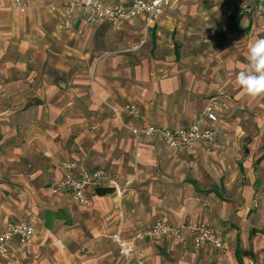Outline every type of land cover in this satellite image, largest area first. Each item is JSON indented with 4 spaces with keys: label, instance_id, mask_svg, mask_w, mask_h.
<instances>
[{
    "label": "crops",
    "instance_id": "obj_1",
    "mask_svg": "<svg viewBox=\"0 0 264 264\" xmlns=\"http://www.w3.org/2000/svg\"><path fill=\"white\" fill-rule=\"evenodd\" d=\"M21 1L24 7L0 0V232L10 222L43 220L28 264L122 261L112 240L120 229L113 197L96 194L98 187L113 186L104 182L96 187L84 206L58 196L53 187L65 173L58 169L62 161L107 169L118 175L120 186L132 181L122 200L121 232L144 254L142 264L162 263L161 256L194 248L189 240L151 238L157 220L174 226L205 222L223 231L199 217L204 204L219 215L227 203L220 189L228 184L221 181L219 163L236 153L225 133L227 124L221 118L214 124L220 147L210 156L200 146L176 151L161 140L137 139L126 126L132 123L129 116L118 117L111 108L136 104L145 119L137 121L141 127H184L213 98L236 107L235 101L247 95L235 77L248 63V45L264 38V27L257 26L261 20L234 5L224 30L228 40L216 47L223 51L218 62L207 57L213 34L220 36L218 29L208 31L217 7L205 9L199 0L176 1L149 30L145 16L115 28L107 22L89 25L75 15L66 28L69 0ZM102 1L111 7L130 4ZM239 169L245 178L244 166ZM148 198L160 207L148 211ZM48 211L66 212L71 220L58 221L49 231L44 227ZM160 213L167 217L152 221ZM143 214L148 220H135L134 215ZM140 234L143 239H137ZM251 239L236 231L226 258L249 264L252 245L257 264H264V235Z\"/></svg>",
    "mask_w": 264,
    "mask_h": 264
},
{
    "label": "built area",
    "instance_id": "obj_2",
    "mask_svg": "<svg viewBox=\"0 0 264 264\" xmlns=\"http://www.w3.org/2000/svg\"><path fill=\"white\" fill-rule=\"evenodd\" d=\"M176 1L180 0H130L127 6L111 7L102 0H69L64 27H70L71 19L75 15L81 16L89 25L107 22L115 28H122L134 18L145 16L146 29L149 30ZM15 4L24 7L21 0H15ZM259 9L264 12V0H260ZM225 106L220 99H211L194 121L184 127L151 124L138 126L137 121L145 122V119L136 104L127 105L121 110L111 109L118 117L124 112L129 116L132 123L126 126L137 139L161 140L168 148L176 151H193L200 146L207 152H214L220 147V137L214 124L220 120ZM58 169L65 173L55 183L53 192L58 196L66 195L72 202L83 206L89 203L90 194L96 187L104 182L115 183L104 168L90 170L75 162L62 161ZM117 193L122 195L120 190ZM42 222L38 218L28 222L8 223L0 232V259L7 260L9 264H25L30 259L37 226ZM148 235L154 239L179 242L189 240L196 249L210 248L216 252H223L227 246L223 233L205 222L174 226L160 219L155 222ZM143 238V234L137 236V239ZM112 240L119 247L121 264H142L144 254L134 247L133 242L123 240L121 227L113 234Z\"/></svg>",
    "mask_w": 264,
    "mask_h": 264
},
{
    "label": "rangeland",
    "instance_id": "obj_3",
    "mask_svg": "<svg viewBox=\"0 0 264 264\" xmlns=\"http://www.w3.org/2000/svg\"><path fill=\"white\" fill-rule=\"evenodd\" d=\"M199 2L205 9L217 7L215 11L216 18L211 20L204 19V21L210 20L209 23L213 24H209L212 26V29H208L209 32L213 29L220 31L222 39L220 36L216 37L215 33L213 34L215 44L208 50L207 55V57L218 60V62L222 59L223 51L217 50L216 47L218 49L223 48L225 41L228 40L225 37L226 32L224 30L226 29L227 16L234 5L240 4L242 10L249 14L253 20H261V23L257 26L264 27V12L259 9L260 0H199ZM217 69L222 70V75H224L222 67L219 66ZM232 100L234 101L233 98ZM235 103L237 106L233 107L226 101V106L223 107L221 114V121L230 128V131L225 133L230 135V145L232 144L236 151L233 154L231 152L229 158H233L232 160H225L224 163H219L224 174L221 181L223 184H228V188L222 187L220 189L223 199L227 203L221 204L219 215H215L204 204L203 209H200L201 214L199 217L202 220L215 223L223 229V231H220L223 232L227 242L226 249L223 252H216L214 250L204 251L187 247L184 250V254H166L161 256L162 263L153 262V264H232L231 260L226 257L232 249L236 231L245 235L246 238L252 236V239L264 235V163L257 164V160L264 155V96L256 98L246 96L243 99H237ZM234 141H236L235 144ZM207 154L211 156L213 152H207ZM240 165L245 168V178L240 172ZM106 171L115 182L114 184L108 183L116 188V193L111 196L114 200V209L120 216L118 227H121L125 217L122 211V200L129 195L133 183L127 180L120 186L117 184L119 181L118 175L107 169ZM118 190L122 193L121 196L117 193ZM151 203L152 201L148 198V211H151L153 207H160L159 205H150ZM155 203L158 204V202ZM206 208L209 211H204ZM144 210H147L146 204ZM134 216L135 220H148L144 214ZM160 217L167 216L160 213L155 215L152 221ZM253 250L252 245L248 247L249 254H253L249 264H257V260L254 257L256 253ZM81 252L84 253L85 249H82ZM186 252L189 254H186ZM29 261L30 259L25 264H28ZM0 264H9V262L5 259H0Z\"/></svg>",
    "mask_w": 264,
    "mask_h": 264
},
{
    "label": "clouds",
    "instance_id": "obj_4",
    "mask_svg": "<svg viewBox=\"0 0 264 264\" xmlns=\"http://www.w3.org/2000/svg\"><path fill=\"white\" fill-rule=\"evenodd\" d=\"M248 63L240 70L235 82L251 98L264 96V38L248 45Z\"/></svg>",
    "mask_w": 264,
    "mask_h": 264
},
{
    "label": "water",
    "instance_id": "obj_5",
    "mask_svg": "<svg viewBox=\"0 0 264 264\" xmlns=\"http://www.w3.org/2000/svg\"><path fill=\"white\" fill-rule=\"evenodd\" d=\"M116 193V188L115 187H98L96 189V194L98 196H111ZM71 217L69 214L63 211H48L45 213V223L44 227L45 229L49 231H53L55 227V223L58 221L62 222H70Z\"/></svg>",
    "mask_w": 264,
    "mask_h": 264
},
{
    "label": "trees",
    "instance_id": "obj_6",
    "mask_svg": "<svg viewBox=\"0 0 264 264\" xmlns=\"http://www.w3.org/2000/svg\"><path fill=\"white\" fill-rule=\"evenodd\" d=\"M235 17H236V15L231 16V20H234Z\"/></svg>",
    "mask_w": 264,
    "mask_h": 264
}]
</instances>
